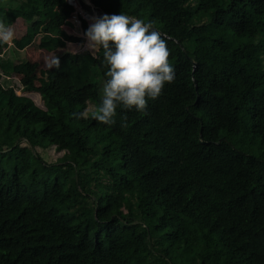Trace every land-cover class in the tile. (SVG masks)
Here are the masks:
<instances>
[{"label":"trees","instance_id":"1","mask_svg":"<svg viewBox=\"0 0 264 264\" xmlns=\"http://www.w3.org/2000/svg\"><path fill=\"white\" fill-rule=\"evenodd\" d=\"M67 1L0 0L25 24L0 42V264H264V0H90L150 22L175 73L112 125L92 116L102 52L65 50ZM32 44L63 50L47 80Z\"/></svg>","mask_w":264,"mask_h":264},{"label":"clouds","instance_id":"2","mask_svg":"<svg viewBox=\"0 0 264 264\" xmlns=\"http://www.w3.org/2000/svg\"><path fill=\"white\" fill-rule=\"evenodd\" d=\"M10 25L0 22V42L11 40ZM88 49L95 57L102 52L104 80L95 120L115 123L117 108L142 112L148 100L156 99L165 84L174 79L169 49L161 33L151 23L126 14L94 17L84 32Z\"/></svg>","mask_w":264,"mask_h":264},{"label":"rangeland","instance_id":"3","mask_svg":"<svg viewBox=\"0 0 264 264\" xmlns=\"http://www.w3.org/2000/svg\"><path fill=\"white\" fill-rule=\"evenodd\" d=\"M86 1V0H85ZM78 15V14H77ZM17 27V29L20 28L19 25L15 26V28ZM67 30L69 31V35L72 36V37H79V38H82L84 41L85 38H84V32H83V28L82 26L77 28V30H74L73 32L70 30V28L68 27ZM14 38L16 37H19V34L17 35L16 32L14 33ZM79 44L80 43H76L75 46H73L74 49H79ZM28 56L26 55V52L23 51L21 55H23L25 58L27 59H33V60H37V62L40 63L41 67L39 69V72H38V78L39 80H42L43 78L45 77H41V72L44 71L46 74L47 72H49V66H50V63L56 58L57 55H54V54H50V53H44V52H41V51H38L36 45H33L29 48V51H28ZM8 55V54H7ZM12 81H13V84L15 86L16 89H19L21 91V87H20V84H19V77L18 76H13L12 78ZM101 87H102V83H100V92H101ZM17 91L18 95H21L22 93L20 91ZM28 97H30L37 106L39 107H43L42 105V102L39 98V96L35 93H26L24 94ZM245 148L247 150H249V147L245 146ZM37 152L39 153V155L42 157V159L47 162V163H55L57 161V159H59L60 157H62L63 155V152H57L55 148L53 147H48L46 150H41V149H37Z\"/></svg>","mask_w":264,"mask_h":264},{"label":"water","instance_id":"4","mask_svg":"<svg viewBox=\"0 0 264 264\" xmlns=\"http://www.w3.org/2000/svg\"><path fill=\"white\" fill-rule=\"evenodd\" d=\"M71 4L76 10L79 18L86 24V29L88 28L89 24L93 22L94 17H99L103 14H107L99 7L93 5L90 0H71ZM82 52H88L93 56V53L87 47V43H85L80 50L76 51L73 54H79Z\"/></svg>","mask_w":264,"mask_h":264},{"label":"crops","instance_id":"5","mask_svg":"<svg viewBox=\"0 0 264 264\" xmlns=\"http://www.w3.org/2000/svg\"><path fill=\"white\" fill-rule=\"evenodd\" d=\"M17 25H19L20 26V28L19 29H17V27L15 28V26H17ZM69 26H70V23H69ZM12 27V30H13V32L15 33L16 32V34L18 35L19 34V36H21L22 35V33H23V29L25 28V24L22 22V21H20V20H18L13 26H11ZM67 28H68V26H64L63 27V29L64 30H67ZM75 30H77V29H75ZM70 34V33H69ZM15 35V34H14ZM13 38H14V36H13ZM12 38V39H13ZM12 39L11 40H8V41H4V42H6L7 44H8V46H10L11 45V42H12ZM76 45V43H68L67 44V46H66V48H65V50H68V51H70V52H72V53H75L76 51H77V49H74L73 48V46H75ZM31 46H33V44L32 45H29V46H27L25 49H24V51L26 52V55L28 56V51H29V48L31 47ZM38 51H41V50H38ZM41 52H44V51H41ZM63 52V50H57V51H55L54 53H50V54H54V55H59V54H61ZM44 53H47V52H44ZM32 62H37V60H33V59H30ZM50 65H51V63H50ZM41 67V66H40ZM49 68H50V66H49ZM45 77V78H43L42 80H47L48 79V75L44 72V71H42L41 72V77Z\"/></svg>","mask_w":264,"mask_h":264},{"label":"built area","instance_id":"6","mask_svg":"<svg viewBox=\"0 0 264 264\" xmlns=\"http://www.w3.org/2000/svg\"><path fill=\"white\" fill-rule=\"evenodd\" d=\"M67 2H68L69 5H71V6L73 7V5L71 4V0H68ZM73 8H74V7H73ZM68 21H69V23H70V26H69V25H66V26H68V27L70 28L71 31H72V30L74 31L75 29L81 27V19H80L79 16L77 15V12H76L75 9H74V13H73V15L70 17V19H69ZM63 27H64V26H63ZM63 27H62V29H63ZM63 30H64V29H63ZM64 31L69 35V31H68V30H64ZM85 43H87V42L83 40V42L79 44L80 47H79L78 50H80V49L82 48V46H83ZM0 76H1V75H0ZM0 80H1V78H0Z\"/></svg>","mask_w":264,"mask_h":264}]
</instances>
